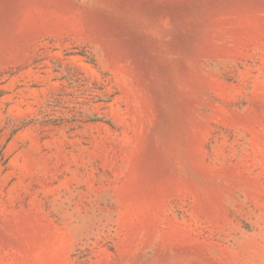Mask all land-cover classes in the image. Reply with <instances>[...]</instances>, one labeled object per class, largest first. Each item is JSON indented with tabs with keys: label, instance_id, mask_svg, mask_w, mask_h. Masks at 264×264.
<instances>
[{
	"label": "rangeland",
	"instance_id": "374dc122",
	"mask_svg": "<svg viewBox=\"0 0 264 264\" xmlns=\"http://www.w3.org/2000/svg\"><path fill=\"white\" fill-rule=\"evenodd\" d=\"M0 264H264V0H0Z\"/></svg>",
	"mask_w": 264,
	"mask_h": 264
}]
</instances>
